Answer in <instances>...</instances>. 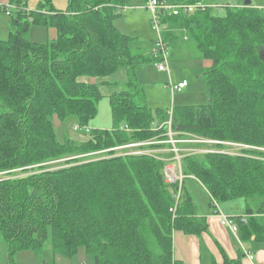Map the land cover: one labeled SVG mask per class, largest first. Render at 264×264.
<instances>
[{"label": "trees", "instance_id": "1", "mask_svg": "<svg viewBox=\"0 0 264 264\" xmlns=\"http://www.w3.org/2000/svg\"><path fill=\"white\" fill-rule=\"evenodd\" d=\"M67 1L63 10L51 0L31 10L27 0H8L9 35L0 39V241L6 264H16L22 250L41 257L49 230L55 253L72 256L83 247L95 264H183L174 258L173 232L200 234L208 226L185 189L188 177L206 188L212 205L242 197L246 209L234 221L264 241V10L226 3L223 13L205 8L161 18L169 50L181 53L191 44L195 58L207 62L192 72L209 100L174 106L172 128L178 137L221 142L210 145L214 152L182 155L181 200L173 214L178 185L165 182L163 160L107 150L167 131L152 127L151 108L135 97L137 71L158 61L155 46L148 49L114 24L128 0ZM31 24L52 28L55 36L31 41ZM121 68L128 88L109 96L112 128H94L80 144L60 142L54 117L63 123L73 118L79 128L97 113L98 85L80 77H106ZM157 112L158 123L166 120V110ZM241 216H250V225Z\"/></svg>", "mask_w": 264, "mask_h": 264}, {"label": "rangeland", "instance_id": "2", "mask_svg": "<svg viewBox=\"0 0 264 264\" xmlns=\"http://www.w3.org/2000/svg\"><path fill=\"white\" fill-rule=\"evenodd\" d=\"M41 1L43 0H27V8L35 10ZM245 1L247 0H214V3L221 6V10L218 13H223L225 10V6L227 5L226 3H228L229 6L234 7L242 5ZM249 1L253 6L264 10V0ZM51 2L55 8L61 10L65 9L68 4L67 0H51ZM1 4H4L3 1L0 2V39L3 40L8 38L9 33H6V26L8 25L7 28L9 27L10 30L9 23L12 20V16H7L4 6ZM146 6V0H128L127 6L124 9H121L119 15L115 17L114 24L122 33L128 35H137L143 38L153 36L155 37V32L151 30L150 26L152 13ZM10 10H12V8H10ZM4 16L8 17L9 21H7ZM52 30V28H46L42 25L31 24L29 27L28 38L31 41L43 43L49 41L55 36L53 35L54 31L52 32ZM185 48L186 50L182 52L184 53V55H176L174 50H169V60L171 64L170 74L165 71L158 70L157 62H150L148 64H145L136 73L135 80L138 85L136 89L138 93H136L135 97L139 103H144L151 108L153 117L152 123H157L159 121V115L157 111H165L167 110V108H170L171 106L174 107L177 105L206 103L209 100L204 82L198 80L195 77V73L192 72L194 68H202L206 66L207 62L205 60L195 58L197 56V51L191 46V44H187ZM126 75L127 72H125V70L121 68L109 77H80V80L82 81L94 82L98 85V89L102 96L99 98V101L97 103V113L93 118L88 121L87 126L79 128L77 127V129L75 128V126H77L75 119L69 118L67 121H65L66 123H63L60 122L56 117H54L53 121L54 126L56 128L58 140L60 142H63L66 138H69L77 142V144H80L88 138L89 131L93 130L94 128L111 129L112 119L109 96L114 93V91H121L123 89L128 88V86H126L125 84V80H127ZM184 78H186L188 81L186 88H184L181 92L173 96L168 85L170 83L176 84L179 80ZM102 80H107V82H104ZM2 110L3 109L0 107V111ZM161 140H163V138ZM159 144L156 145V148H160V151H165L156 156H152L163 160V158L172 155V152L166 150L169 148L170 144L163 142ZM178 144L182 145L185 143ZM203 144L209 145L201 146L200 148H197V146H195L192 147L193 149L186 150L183 152L199 153L202 152L203 149L210 148L211 149L207 150V152H214L216 151V149L214 147H211L210 145L221 144V142L217 141ZM225 144L237 147V144L235 143L225 142ZM121 145L124 144H120L118 146ZM235 147L229 148L227 149V151L235 152L237 150ZM124 150H127L128 152L132 150L137 151V147H129V149ZM164 153L165 155H163ZM192 181L194 180L186 178L185 187L187 186L186 184L190 185ZM193 197L196 203L202 209V211L203 209H209L207 195L205 194L204 189L200 185L197 187V189L194 190ZM234 200H237L235 203L243 204V207L245 206L243 201L244 199L242 197H238ZM220 204L221 203H219V205ZM51 240V230H49L47 239L42 248L43 253L41 257L36 255V253L32 250H22L16 253V264H37L36 262H39V260L40 264H44V262H55L57 264H95L94 256L91 253L86 252L83 247H79L77 252L72 256H66L63 254L55 253L52 247ZM3 246L4 244L2 243V241H0V248H3Z\"/></svg>", "mask_w": 264, "mask_h": 264}, {"label": "crops", "instance_id": "3", "mask_svg": "<svg viewBox=\"0 0 264 264\" xmlns=\"http://www.w3.org/2000/svg\"><path fill=\"white\" fill-rule=\"evenodd\" d=\"M2 1L3 3L8 2V0H0V2ZM7 16H11V14ZM4 18L9 21L8 17L4 16ZM7 26L6 33H9V27L7 28ZM133 36H136L138 41L144 43L145 46H148V49L152 48L154 44V36L147 38L137 35ZM180 52L181 53H177L176 55H184V53H182L183 50ZM170 72L168 74H170ZM102 81L107 82V80ZM179 147L186 150L193 149L186 143L179 145ZM163 155H165V153ZM188 178L193 179L194 181H192L190 185L186 184L187 186L185 189L193 198L195 213L199 216H205L208 226L207 229L200 234H188L182 231H174L172 235L174 258L181 261L183 264H221L225 258L237 259L238 257L241 259V264H264V241L258 240V238L253 240L252 238L254 235H251L252 231L250 230V227H240V225L237 224L238 230L234 233L228 226L221 223V214H225L229 217H236L244 214L246 209L245 200H243L244 207L243 204L235 203L237 200L234 199L229 202H222L220 205L219 203L216 206L214 204L212 205L211 197L206 188L194 177ZM199 185L204 189L208 198L209 209H203V211L193 197L194 190L197 189ZM248 217L250 216L246 217L244 223L248 224ZM36 263L40 264V260ZM0 264H6L4 246L3 248H0Z\"/></svg>", "mask_w": 264, "mask_h": 264}, {"label": "built area", "instance_id": "4", "mask_svg": "<svg viewBox=\"0 0 264 264\" xmlns=\"http://www.w3.org/2000/svg\"><path fill=\"white\" fill-rule=\"evenodd\" d=\"M4 5V9L6 11L7 15H10V8H12L13 5H10L8 2H6ZM146 7L149 8V10L152 13L151 17V29L155 32V37H154V46H155V55L158 59L157 61V67L158 70L160 71H165L167 73L170 72L171 65H170V60H169V49L166 46L163 38H162V33L166 30V25L162 24L161 18L163 14H168V15H177L180 12L184 14H188L191 12H194L197 9L204 10L205 8H213L217 11L221 10V6L212 3V4H206L201 1L188 4V3H179V4H171V3H166L163 1L159 0H146ZM188 84V81L186 79H183L179 81L176 84H169L168 86L170 87L171 94L174 96L175 94L181 92L184 88H186ZM172 122H173V107L171 106L170 108L167 109V118L166 120L160 122V123H152V127L154 128H162L166 127V132L162 133L160 136L156 138H151L145 141H133L132 143L124 144L121 146H116L109 148L107 150H122V149H129V147L136 148L137 151H129L128 153L130 154H138V153H149L151 155H158L162 153L165 150H161L160 148H145L142 146H148V145H155L159 143H167L170 144V147L166 150L172 152V155L169 157L163 158L164 161V174H165V182L167 183H177L178 189L176 193L174 194V203L170 207V212L173 214L175 213V210L177 206L180 203L181 200V187H182V181L184 178V175L182 173L181 169V157L183 154H185L186 149L179 147L178 143H211V142H217L216 140H210V139H205L202 137H198L192 134L188 133H183L182 137H178V132H176L172 128ZM77 129V126H75ZM125 129L129 130L127 126H125ZM163 138V140H161ZM190 150V149H187ZM207 150L210 149H203L202 152H207ZM214 151V150H211ZM217 203H215V206ZM221 223L223 225L228 226L234 233L237 232L238 230V225L234 221V217H229L226 216L225 214H221ZM241 220L244 222L246 221L245 217L241 216Z\"/></svg>", "mask_w": 264, "mask_h": 264}, {"label": "water", "instance_id": "5", "mask_svg": "<svg viewBox=\"0 0 264 264\" xmlns=\"http://www.w3.org/2000/svg\"><path fill=\"white\" fill-rule=\"evenodd\" d=\"M244 5L249 6V5H251V2L249 0H247L244 2Z\"/></svg>", "mask_w": 264, "mask_h": 264}, {"label": "bare ground", "instance_id": "6", "mask_svg": "<svg viewBox=\"0 0 264 264\" xmlns=\"http://www.w3.org/2000/svg\"><path fill=\"white\" fill-rule=\"evenodd\" d=\"M112 10V9H111ZM118 16V15H117ZM115 19V18H114ZM130 49V48H129ZM130 50H132V49H130ZM133 128V127H132ZM137 128V127H136ZM21 171V170H20ZM193 213V212H192ZM250 218V217H249ZM251 219V218H250ZM252 220V219H251ZM252 224V223H251ZM52 242V241H51ZM53 260V259H52Z\"/></svg>", "mask_w": 264, "mask_h": 264}]
</instances>
